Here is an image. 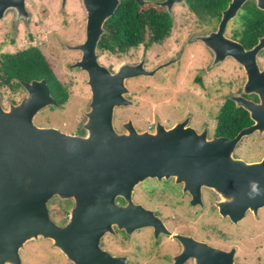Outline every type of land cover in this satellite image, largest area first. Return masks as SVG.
Returning <instances> with one entry per match:
<instances>
[{"label": "water", "instance_id": "1", "mask_svg": "<svg viewBox=\"0 0 264 264\" xmlns=\"http://www.w3.org/2000/svg\"><path fill=\"white\" fill-rule=\"evenodd\" d=\"M29 1L32 0H0V21L14 12L15 26L21 20L29 23L33 16L27 6ZM135 1L140 6L154 4L164 8L172 17L175 6L185 2ZM248 1H230L223 11L219 33L224 34L228 23ZM254 1L264 10V0ZM121 2L81 0L87 13L88 38L85 45L80 46L85 55L76 66L89 71L92 92L83 135H68L35 123L39 110L54 100L46 80L24 82L28 94L18 104L10 102L7 108L0 96V264H24L23 249L40 240H52L53 246L73 264H117L120 258L100 245L101 237L109 230L104 227L103 219H83L81 213L66 225H59L53 219L51 201L55 197L68 198L72 193L77 196L79 205L84 197L94 199L93 204L84 203L86 208L82 212L92 206L89 211L95 216L100 212L101 203L96 202L103 189L134 187L149 178L176 176L177 181L185 178L196 183L198 191L203 187L214 191L219 196L220 213L234 222L242 220L248 211L257 214L264 206V161L249 163L237 158L234 152L244 136L258 130L259 107L253 110L257 122L230 140H207L206 130L199 133L189 125L188 119L172 127L158 119L154 130H140L130 118L123 124V131L117 130L116 109L137 104L129 98L132 91L127 81L156 72L146 70L143 62L124 64L117 72L98 62L96 47L105 32L104 24ZM212 36L197 34L193 40H200L211 48ZM263 49L264 36L250 50L234 41L230 55L214 59L213 66L226 56L243 63L246 55L256 58ZM232 98L238 107L250 106L238 96ZM109 206L114 211L111 203ZM135 212L138 217L131 220L132 225L136 221L137 228L154 226L166 232L163 221L154 211L139 204ZM198 248L201 249L196 253L199 264H238L235 249L227 252L196 243L194 250Z\"/></svg>", "mask_w": 264, "mask_h": 264}, {"label": "flooded vegetation", "instance_id": "2", "mask_svg": "<svg viewBox=\"0 0 264 264\" xmlns=\"http://www.w3.org/2000/svg\"><path fill=\"white\" fill-rule=\"evenodd\" d=\"M63 1L64 0H58L56 5L59 9L57 17L63 18L60 20L61 26L59 21L54 22L52 24L53 30H50L46 36L47 40L50 39L53 46L56 44V46L60 47L62 50L57 53L56 48L51 45V49L55 51V55H52L53 58L46 53L43 44L37 42H30L28 46L20 44L21 40L19 41L18 36H15V34L22 26H30L31 23L27 24L24 20H21L19 24L15 26L14 12H9L6 17L1 20L0 24L10 18L12 30L10 31L11 35L8 39L9 41L6 40L7 36L2 37L0 34V96L3 106L7 108L11 101L18 104L24 96L28 94L24 82L31 83L34 80H46L54 100L52 104L39 110L35 117L36 123L42 128L51 127L60 130L62 133L76 136L84 134L83 123L86 119V113L90 109L89 105L91 101V97L90 99L87 98L85 105L81 107L73 98V82L76 80L74 76L79 75V72L85 76V87L91 92L89 71L83 69L81 66H76L77 62L85 55L84 48H80V46L85 45L88 38V19L87 13L81 4V0L78 1L80 2L81 13L76 12L74 8L70 6V0ZM230 1L231 0L228 1L225 7L220 9L218 15H213L209 21H201L196 18L195 21L198 19L197 21L199 22L198 25H194L198 30L189 28L187 30L188 35L186 39H178L180 46L178 50L156 63H153L150 57V51L155 46H163L166 41L162 43H150L153 38L154 30L148 23H145L144 39L142 41L136 44L128 40L131 45L123 46L122 44L127 42V40H125L119 32H116L115 38L111 37L106 21L104 24L105 32L101 35L96 47V55H98V62L101 65L107 66L112 72L119 71L124 64H138L140 62H143L146 70L150 72L156 70L152 75H141L129 79L127 84L130 89L132 87V82L141 78H147L148 80L160 77L161 79L162 76L164 80H162L161 83L165 82V84H167L171 82L173 89L175 90L177 88L179 93L180 101L177 108L186 115L169 125V127L188 119L189 125L199 133L206 130L207 140L212 138L230 140L236 138L242 130L252 127L258 120V130L244 136L236 145L234 152L237 158L244 159L249 163L263 162L264 49L261 50L258 55H255L256 58H254L253 55H246L243 63H240L232 56H226L224 60L213 66L214 59L217 60L224 55H230L234 41L240 43L246 50L252 49L259 42L260 38L264 36V33L257 34L261 31L258 30V28L261 27L264 22L263 14L257 13L258 20L256 24H245L246 20L251 17L253 13H256L255 9L250 13V8L248 9L247 7L248 1L238 12L237 17L228 23L224 34L219 33L223 11L228 8ZM254 3L256 7L260 9L255 1ZM251 7L253 8V4ZM179 9H182V12L187 18H191L195 15L190 8L189 0H185L183 4L175 6L173 9L175 15L177 11H180ZM240 12H243L241 17ZM47 13V10L42 12L43 17L41 20L44 22ZM79 14H81V16L77 21L78 24L75 26L73 24V18H75V16L79 17ZM172 19L174 20V17H172ZM188 20L185 24L186 27L188 24H191ZM42 25H45V23H42ZM201 25H205V28L201 29ZM36 27L42 28L43 26L36 25ZM75 29L77 34H74ZM41 31L43 30L41 29ZM197 33L213 34L211 48H208L202 41H192L193 35ZM17 34L19 35V32ZM72 34L73 37L71 38L70 36ZM111 41L114 42L115 46L113 48L105 47L110 46ZM194 45L195 47L199 46L200 50L198 49L199 51L196 52V55H188V50ZM122 47H126V50H123ZM31 48H35L45 60L46 66L48 67L46 71L47 77L42 76V74L37 77H29L25 73H13L6 70L7 67L16 66L17 63L13 62V57L23 58L28 56L24 55V53ZM64 49L68 50V52L63 51ZM203 50L204 52H202ZM139 51H141V56L138 59L126 61L118 67H116L114 61L112 62L111 60V58L115 59L113 55L117 58L123 56V54L129 53L131 55H139L137 53ZM69 53L72 54L70 56L75 58L73 61L70 60V62L65 61L66 55H69ZM171 60L173 62L170 65L157 70L159 66ZM106 61L111 63L107 64ZM187 62L190 64L186 65ZM66 69L70 73H67ZM174 69L178 72L174 73ZM74 71L77 73H74ZM22 75L25 77L23 78ZM147 84V86L151 88L152 85L149 84L153 83L147 82ZM233 84L234 89L230 90L231 92H225L221 94V96L218 95L219 87L226 91L227 87ZM168 90L172 92L169 86ZM7 92H10L11 95L7 94ZM232 96H238L245 103L250 104V106L238 107L237 102ZM134 97L135 95H132L129 98L133 100ZM218 101H220V103H218ZM192 104L196 107L194 108ZM137 106L136 104V106L130 108H137ZM254 107L255 109L259 107V116L257 114V120L253 117ZM120 109L124 108L119 107L116 109L115 125L118 131H123V124L130 119V117H126L124 121H119L117 119V112ZM56 110H58L56 113L59 112L61 115L51 113V111ZM234 112H239L238 116H234ZM159 118V115L155 117L154 126L149 129L155 127ZM140 129L145 128L143 127ZM164 184H168V187H162ZM198 188L199 186H197L196 183L192 184V182L190 183L185 178L181 181H177L176 176L163 179L149 178L142 184L134 187L128 185L126 188H118L117 190L114 188H110L109 190L103 189L101 196L96 202L101 203L100 212L95 216L89 211L92 206L85 212H82L86 208V203L93 204L94 199L90 198V196L84 197L82 205H79L77 196L73 193L65 199L55 197L51 201L50 207L52 217L59 225L68 224L80 213L82 214L80 218L83 219H103L105 221L103 223L104 227H107V229L109 228V230L104 232L101 237L100 245L101 248L109 254L120 258L117 264H139L141 262L142 264H199V257H197L196 253H199L201 249L198 248L194 250L196 243H205L227 252L235 249L234 257L235 260H237L238 248L236 246H223L221 242L224 241L223 237L220 236L221 233L214 225L212 217L216 215L215 212H218L224 219L238 224L243 221L247 215L259 218L261 212L264 214V206L259 209L256 215H254V212L251 213L252 211H248L242 220L234 222L230 217H224L220 213L219 206L217 205L219 196L214 191L206 187H200L201 189L198 191ZM110 203L114 211L110 208ZM139 204L154 211L155 215L163 221L166 232L159 231L154 226L137 228L136 221L132 225L131 220H136L138 217L135 210ZM128 209H130L131 213H128ZM201 213L204 216L200 218V222L195 225V228L188 227L187 223ZM129 215L134 218H129ZM115 218L118 220L113 221ZM210 219L211 224L207 222ZM179 224L181 228L176 226ZM207 230L209 232H216L219 237L218 243L208 239L210 237L207 236ZM175 235H179V237ZM41 241L42 240L36 241L39 247L47 244V247L50 246L56 250L55 255L52 252V255H54L52 264L54 262L62 264L58 256H63L62 258L67 261V264H73L59 248L53 246L52 240ZM220 243L222 245H220Z\"/></svg>", "mask_w": 264, "mask_h": 264}, {"label": "rangeland", "instance_id": "3", "mask_svg": "<svg viewBox=\"0 0 264 264\" xmlns=\"http://www.w3.org/2000/svg\"><path fill=\"white\" fill-rule=\"evenodd\" d=\"M78 1L79 0H70V6L74 8L76 12L81 13L82 10L79 4L80 2ZM30 2L31 1L28 2L27 6H28V9L33 13V16L29 22L31 24L30 26H22V28L18 31L19 35L17 34L18 33L17 32L15 36H18V40L19 41L21 40L20 44L25 45V46H28L30 42H37L39 44H43L46 53L50 57L53 58L52 55H55L54 54L55 51L51 49V45H52L51 41L49 38H48L49 40H47L46 36L48 35V32L50 30H53L52 24L54 22L59 21L60 26H61L60 20L62 17L60 18L59 16L57 17V15L59 14L58 13L59 9L56 6L58 0H33L31 3ZM44 10L48 11V13L45 15V18H44L45 22L41 20V18L43 17L42 12ZM179 10L180 11L176 12V15L174 14V25L172 27L170 37L165 40L166 42L163 46H155L150 51L151 52L150 57L153 60V63L163 60L167 58L169 55L175 53L180 47L178 39H181V38L186 39V36L188 35L187 30L189 28L198 30L195 28V25H198V22H199L197 21L198 19L195 21L197 16L194 15L191 18H187L186 15L182 12V9H179ZM243 12H240V17L242 16ZM80 16L81 14H79V17L75 16V18H73V24L75 26L78 24L77 21L78 19H80ZM9 19L10 18H8L7 20L3 21L0 24V30H1L0 34L2 37L7 36L6 37L7 41H9L8 39L10 38V35H11L10 31L12 30L11 29L12 23ZM187 20L190 21L191 24H188L186 27L185 24ZM42 23H45V25H42ZM36 25L43 26V27L38 28L36 27ZM200 28L204 29L205 25H201ZM41 29L43 31H41ZM74 34H77L76 29H75ZM197 34H204V33H197ZM197 34H194V35H197ZM70 37L72 38L73 34ZM192 41H200V40H192ZM52 47L56 48L57 53L62 51L60 47L56 46V44L55 46L52 45ZM198 49L200 50V47L199 46L195 47L194 45L188 50V55H192V54L196 55V52L199 51ZM63 51L68 52V50L66 49H64ZM202 52H204V50ZM137 53L139 55H131L129 53V54H123V56H120L119 58L113 55L115 59L111 58V60L112 62L114 61L115 66L118 67L124 64L126 61L138 59L141 56V51ZM70 55L72 54L69 53V55L68 54L66 55L65 61L70 62V60L73 61L75 59ZM106 63L110 64L111 62L106 61ZM189 64H190L189 62L186 63V65H189ZM230 71H231V68H230ZM66 72L70 73L67 69H66ZM177 72L178 71H175L174 69V73H177ZM218 72L220 73L219 69H218ZM74 73H77V72L74 71ZM78 74L79 75L74 76V79L76 80L73 82V89H74L73 98L75 99L76 103L82 107L85 105V101L87 100V98L90 99V97H92V92H90V90L88 91V89L85 87L86 85L84 83L85 76L81 74L80 72ZM148 80L153 83V84H149V85H152L151 88L150 86H147L148 85L147 82L151 83ZM148 80L147 78H141V79H137L132 82L131 89L133 90V92L130 96L135 95L133 101L135 103L138 102L137 103L138 106L137 108H130L134 106L121 107L124 109H120L117 112V119L119 121H124L126 117H130L133 119L137 128L139 129L143 127L145 128V129H140V130H146V129L154 130L156 125L155 127H153V129H149V128L154 126L153 125L154 120L157 115H159L160 121L163 124H165L167 127H169V125L173 124L175 121L180 119L182 116L186 115V114H183L182 111L177 108V106H179V101H180L179 93L177 91V88L175 90L173 89V85L171 82H168L167 84H165V82L161 83V81L164 80L162 76H161V79L160 77H157L155 79H148ZM167 85L171 87L172 92H169L170 90H168ZM218 89H219L218 95L221 96V94L225 92H231L230 90L234 89V84L227 87L226 91H224L220 87ZM7 94L11 95L10 92H7ZM218 103H220V101H218ZM195 107L196 106H194V108ZM57 111L58 110L51 111V113L56 114V115H61L59 114V112L56 113ZM162 187L167 188L168 184L167 185L164 184ZM262 213L263 212H261V214L259 215L260 216L259 218H256V216L253 217V216L247 215V217L243 221L239 222L238 224H235L228 219H224L222 216L218 214V212H215L216 215L212 217L214 220V225L216 226V228L219 230L221 234L218 231L217 232L220 234L221 237H223V240L226 241V242L221 241L223 243V246L225 247L236 246L238 248V253H237L238 261L236 260L238 263L264 264V214ZM203 216L204 215L202 213L199 215H196L194 219H192L191 221L187 223V226L190 228H195V225L198 222H200V218H203ZM207 222L211 224V219L208 220ZM176 226L181 228L180 224ZM206 233H207V236L210 237L208 238L210 239V241L212 240L215 243L219 242V237L216 234V232L208 231ZM42 241H45V240H42ZM215 245H218V244H215ZM220 245L222 244L220 243ZM52 252L55 255L56 250H54V248H51L50 246L47 247V244H44L43 246L39 247L36 244V241L31 242L22 251L24 264H52V259L54 257V255H52ZM58 254L61 255L60 253ZM62 257L58 256V259L61 261L62 264H67L66 263L67 261L63 259ZM53 264H60V263L54 262ZM139 264H142V262Z\"/></svg>", "mask_w": 264, "mask_h": 264}, {"label": "trees", "instance_id": "4", "mask_svg": "<svg viewBox=\"0 0 264 264\" xmlns=\"http://www.w3.org/2000/svg\"><path fill=\"white\" fill-rule=\"evenodd\" d=\"M228 1L229 0H189V5L198 19L201 21H209L213 15H218L220 13V9L225 7ZM252 4L253 8L251 7ZM247 7L248 9L250 8V13L253 12V9H255L256 13H253V15L246 20L245 24H256L258 20L257 13L263 14L264 19V11L258 9L254 1H249ZM145 23H148L154 30L153 38L150 43H162L170 37L174 20L165 9L154 4L140 6L135 0H122L113 16L107 20V27L111 37L115 38L116 32H119L122 37L127 40V42H124L122 45L130 46L131 43L128 42V40L138 44L144 39ZM258 30L261 31L257 34L264 33V22ZM110 46L105 47L113 48L115 46L113 41H111ZM122 49L126 50V47H122ZM24 55L28 56L23 58L13 57L12 60L17 63L16 66L7 67L6 70L13 73H25L29 77H37L40 74L44 77L48 76L46 73L48 70L46 62L35 48L26 50ZM22 77L24 78L25 76L22 75ZM238 114L239 112H234V116H238Z\"/></svg>", "mask_w": 264, "mask_h": 264}]
</instances>
